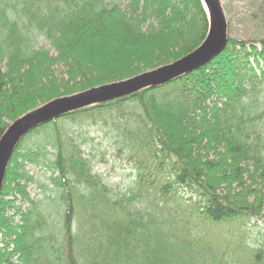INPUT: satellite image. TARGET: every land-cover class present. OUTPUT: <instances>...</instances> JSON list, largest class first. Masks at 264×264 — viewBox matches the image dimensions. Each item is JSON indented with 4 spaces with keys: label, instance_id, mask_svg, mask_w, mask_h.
Returning <instances> with one entry per match:
<instances>
[{
    "label": "trees",
    "instance_id": "trees-1",
    "mask_svg": "<svg viewBox=\"0 0 264 264\" xmlns=\"http://www.w3.org/2000/svg\"><path fill=\"white\" fill-rule=\"evenodd\" d=\"M207 31L200 0H0V140L49 101L182 59ZM40 38L54 56L35 48ZM263 93L264 38L228 39L197 71L34 129L3 181L0 264H231L217 237L195 230L264 219V132L249 127ZM88 126L106 128L107 146L137 173L122 195L94 172ZM180 191L191 197L180 203ZM245 259L264 264V247Z\"/></svg>",
    "mask_w": 264,
    "mask_h": 264
},
{
    "label": "rangeland",
    "instance_id": "rangeland-1",
    "mask_svg": "<svg viewBox=\"0 0 264 264\" xmlns=\"http://www.w3.org/2000/svg\"><path fill=\"white\" fill-rule=\"evenodd\" d=\"M220 3L227 22L228 39L250 42L251 40H260L264 38V0H220ZM124 6L125 2L123 1L122 7ZM35 48L45 49L50 55L54 56V52L48 43L41 38L35 43ZM56 73L59 76L62 75L60 67H56ZM260 102L263 103L260 104L259 110H257L249 120V122H251L249 124L250 131H257L259 134L264 132V93L262 94ZM100 128L103 131L92 126H88L82 131L83 137H85L89 144V146H84L83 149L86 147L84 149L86 154L92 152L94 159L97 161L94 172L102 175L109 186L114 188L115 193L122 195L136 185L138 182L137 173L134 171V167L131 163L118 160L114 156L107 146L109 145L106 140L108 130L103 127ZM75 131L76 130H73V132ZM24 146L29 147L30 142L25 143ZM99 153L107 157L102 163L100 162ZM27 170L40 185L44 186L49 184L47 179L50 177V173L46 172L44 169L27 166ZM28 191L31 194V198L34 200H42L44 197L42 189L37 185L29 187ZM190 197L191 196L184 191H180L178 195L180 203L185 202L183 198L188 200ZM171 198H173V196H171ZM156 199H158L162 207V212H167L164 205L161 204L158 192H156ZM172 200L175 201V198ZM137 205L138 206L135 207L136 210L139 208V204ZM24 208L25 206L23 209ZM17 219L18 217L15 218L16 222ZM195 231L201 234V236L217 237L220 243L212 245V247L222 249L226 258L230 259L231 264H247L245 262V256H248L249 250L264 247V219H260L259 217L245 218L242 222L234 221L233 223L226 224L219 228L197 225ZM1 238L0 235V240ZM0 247H2L1 243Z\"/></svg>",
    "mask_w": 264,
    "mask_h": 264
},
{
    "label": "water",
    "instance_id": "water-1",
    "mask_svg": "<svg viewBox=\"0 0 264 264\" xmlns=\"http://www.w3.org/2000/svg\"><path fill=\"white\" fill-rule=\"evenodd\" d=\"M201 2L207 16L208 31L204 42L192 53L156 70L54 99L11 123L0 140V194L7 167L16 147L22 138L35 128L77 110L168 84L197 71L218 57L228 44L225 14L220 0H201Z\"/></svg>",
    "mask_w": 264,
    "mask_h": 264
}]
</instances>
